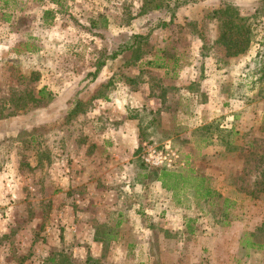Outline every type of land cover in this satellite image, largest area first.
<instances>
[{"label": "rangeland", "instance_id": "374dc122", "mask_svg": "<svg viewBox=\"0 0 264 264\" xmlns=\"http://www.w3.org/2000/svg\"><path fill=\"white\" fill-rule=\"evenodd\" d=\"M0 264H264V0H0Z\"/></svg>", "mask_w": 264, "mask_h": 264}, {"label": "trees", "instance_id": "16d2710c", "mask_svg": "<svg viewBox=\"0 0 264 264\" xmlns=\"http://www.w3.org/2000/svg\"><path fill=\"white\" fill-rule=\"evenodd\" d=\"M53 3H58V0H50ZM225 8H222L221 10H217V13H224L226 14L225 18L221 21L222 22V31L220 33V38L224 39L225 33L228 34V38L226 40H224L226 42L225 44V48L227 53L230 56H234L237 53L243 51L248 42H249V37L248 34L247 36H245V31H241L240 28H235V36H232V33L229 34V32H231V27L235 26V23L233 22V16H231L230 13H228L229 10H232L231 6H224ZM233 11V10H232ZM235 13V12H233ZM237 35V38H236ZM172 176L171 172L166 171L164 168L158 169V173L156 174V176L154 177V180H157L161 183L162 186L165 187L164 183H165V179L166 177ZM50 260L52 258H49Z\"/></svg>", "mask_w": 264, "mask_h": 264}, {"label": "built area", "instance_id": "2783aa9c", "mask_svg": "<svg viewBox=\"0 0 264 264\" xmlns=\"http://www.w3.org/2000/svg\"><path fill=\"white\" fill-rule=\"evenodd\" d=\"M176 154L168 145H164L162 149H156L153 146L147 147L143 161L145 164L154 167H162L165 169L172 168L176 161Z\"/></svg>", "mask_w": 264, "mask_h": 264}]
</instances>
